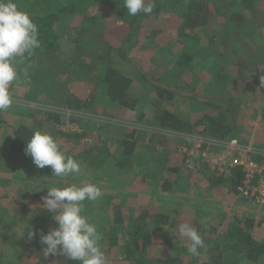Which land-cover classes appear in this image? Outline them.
<instances>
[{
	"label": "trees",
	"instance_id": "1",
	"mask_svg": "<svg viewBox=\"0 0 264 264\" xmlns=\"http://www.w3.org/2000/svg\"><path fill=\"white\" fill-rule=\"evenodd\" d=\"M12 2L30 14L38 26L41 43L31 56L25 54L23 58H17V70L27 78L36 77L32 79L36 92L39 91L37 87H43L47 78L51 77V86H47L52 97L50 103L65 110L86 111L101 92L122 109L136 111L142 105L131 92L137 82L122 68L132 43L144 37L166 46L184 41L191 47L174 56V67L197 68L194 50L203 46L200 33L206 31L210 34L206 39L209 40L206 52L217 56L202 77L203 81H208L206 93L196 89L182 90L164 83L160 78L150 81L148 86L154 101L148 109L153 122L160 129L183 134H189L201 125L204 127L201 136L218 140L236 137L248 141L252 137V129L245 120L241 122L244 100L255 96L260 114L264 117V0H147L154 4L153 12H141L136 16L127 15L124 0ZM185 100L193 103L195 111L199 108L204 112L200 118L194 120L192 106L187 109L183 104ZM45 115V128L55 139L81 141L91 135L79 121L82 119L74 114L55 110ZM5 116L0 111L1 130L7 127ZM37 119L40 120L39 116ZM70 124H78L83 131H65L63 128ZM8 128L12 130L8 150L20 158L22 173L34 179L40 178V171L45 170L44 176L51 173L47 177L51 181L41 182L43 185L38 183L32 191L22 194L26 201L36 193L42 199L47 193L44 192L51 187L50 183L60 177L53 176L50 166L37 168L32 158L25 154L27 142L35 132L31 126L8 123ZM138 133L134 129L117 138L100 136L90 149H79L76 158L84 157L87 168L94 172L98 180L105 179L101 175H107V170L113 175L131 173L138 160ZM260 137L257 139L254 136V143L264 149V133ZM178 142L180 144L182 140L178 139ZM189 144L183 141L180 145L189 147ZM149 156L155 160L152 153ZM180 156L177 166L167 170L169 173H180V168L186 163V156ZM161 174L156 177V183L163 191L168 190V177ZM209 175L212 189L229 184L237 192L242 182V175L236 172L230 177ZM68 184L54 182L53 187L63 188ZM111 201L106 203L105 218L102 216L103 219H100L103 215L100 212L92 215L99 218L97 224L101 225L98 231L103 237L102 250L109 264H264V220L233 218L223 223L220 229L213 224L193 222L191 225L197 229L205 244L199 255H194L188 251L190 241L179 235L177 226L183 222L172 218L170 209L158 211L160 203L152 201L132 212L130 208L125 209L124 205ZM20 208L18 214L21 216L18 217L23 226L25 222L28 224L21 238L25 239L26 250L33 257L17 264H72L65 262L66 258L61 256L45 258L43 255L40 234L41 231L44 234L50 231V223H46L49 212L45 210L41 215L45 224H39L28 221L30 208L26 204ZM85 215L89 217L88 213ZM5 223L6 219L1 217L0 229L12 225L11 222L8 225ZM29 231L36 233L34 238H29ZM162 232L167 233L164 234V242ZM10 238L8 241L15 242L16 238ZM206 245H211V249L206 250Z\"/></svg>",
	"mask_w": 264,
	"mask_h": 264
},
{
	"label": "rangeland",
	"instance_id": "2",
	"mask_svg": "<svg viewBox=\"0 0 264 264\" xmlns=\"http://www.w3.org/2000/svg\"><path fill=\"white\" fill-rule=\"evenodd\" d=\"M216 25V23H214ZM214 25V26H215ZM209 34V33H208ZM206 31L200 33L201 39H203V46H199L198 49L194 50L197 62V68L192 66V68H175L174 67V56H176L179 51H185L191 45H187L184 41L176 42L172 45H160L152 38L144 37L138 42H133L130 51L128 52V59L124 61L122 68L125 73L130 75L137 85L133 88L132 95L142 102L139 109L136 111H126L121 107L115 105L108 100L101 92H98L94 103L86 111L72 112L65 110L62 106L57 104H52L51 95L47 86H51V77L47 78L43 87H37L38 92L35 91V86H32V79L35 80L36 77L28 78L25 77L21 72L17 70V77L10 85L9 92L12 96L13 104L6 111H2L5 121H7V127L0 129V218L4 217L8 225L9 222L12 223L10 227L5 229H0V264H17L27 260L29 257H33L31 252H27V244L25 239L21 238L23 230L28 224L25 225L21 223L18 214L21 210L23 204L30 208V212L27 214V219L29 222H40L39 224H45V219L41 216L44 215L45 210L41 207L43 200L37 196V193L33 197H29V200L22 198V194L30 192L34 189V186L41 182L51 181L47 179L48 176L45 175V170L40 171V178L34 179L22 173V168L20 167V158L13 155L10 150H8L9 142L8 138L10 136L11 128H8V123L11 125L18 124H28L35 131H41L49 133V130L45 128L43 119L46 112L49 111H59L66 112L67 114H74L76 117L81 118V123L86 130H89L90 136H86L81 141L70 140L68 138L56 139L60 145L61 151L65 156H71L74 159H78L81 162V172L79 174H71L69 176L63 177L58 180H54L55 183H69L68 185H78L82 186L84 184L92 183L98 185L102 190V196L99 200L93 202L88 201L84 204L85 213L89 214V221L97 226L100 230L101 225L97 224L99 218H94L92 215H97L100 212V219L106 217V203L111 201L113 198L115 204H121L125 206V209L130 208V211L134 212L140 207H145L148 204L153 203L152 201H157L160 203L158 211H166L170 209L169 213L172 218H176L178 222H184L185 219L189 218V215H194L191 209L199 208L194 206L197 202L195 195L201 194L200 192H206L205 187L207 186L206 177L208 174L205 173V167H195L191 169L188 164L184 163L182 168H180V175L177 181V185L174 187L175 191L172 193L167 190L160 189L159 183H156V177H159L161 172L160 166L163 163L170 164L166 157L173 160L181 159L180 155L184 154L183 150V135H179L176 132H171L169 130L160 129L156 123L153 122V117L148 109V106L154 99L152 98L149 86L150 81H155V79L160 78L164 83H168L172 86L179 87L182 90H198L199 92L206 93L205 89L208 81H203L202 77L206 72V68L212 64L217 56L215 57L211 52H206L208 50V41H206L208 35ZM166 46V47H165ZM207 47V49H205ZM29 82H28V81ZM73 83V81H72ZM61 84V83H60ZM59 84V86H60ZM46 85V86H45ZM30 92V93H29ZM257 99L254 97H248L244 100V107H242V119L247 123V126L252 129V137L255 136L260 139V135L264 133V117L260 114V108L256 104ZM183 104L187 109H193V103L189 100H185ZM194 120L201 117L203 111L199 108L192 110ZM186 113L188 111L186 110ZM145 115V117H141ZM39 116L40 120L37 119ZM77 124H70L68 127H64L65 131H77L81 133L83 129ZM138 130L140 133L138 136V160L135 162V167L132 172L129 173H117L115 175L110 174L107 170V175L102 174L101 177L105 179H96L94 172L87 168V163L84 162V157L76 158L79 153V149L82 151L84 147L90 149L93 144H95L98 137L103 138H117L121 135H125L128 131ZM204 131V127L198 125L195 127L190 136H199L200 133ZM179 136H182L179 137ZM179 137V138H178ZM178 139L182 142L179 144ZM189 142V141H186ZM258 147L257 144H255ZM144 147V150L142 148ZM261 148V147H260ZM264 150L263 148H261ZM170 151V152H169ZM169 152V153H168ZM179 152V153H178ZM9 153V154H8ZM152 153L154 161L149 156ZM185 155V154H184ZM173 156V158L171 157ZM168 167H172L168 166ZM204 172V176H200V170ZM206 174V176H205ZM162 175V174H161ZM209 176V175H208ZM192 177V179H189ZM54 182H51V187L54 186ZM192 187H190V184ZM48 186V184H47ZM46 186V187H47ZM227 187V188H226ZM43 189V187H41ZM49 188V187H48ZM62 188V187H60ZM192 188V202L193 206L189 207L187 200H189V189ZM225 189L228 190V195L231 196L227 204L232 207L235 204V199L238 200L237 192H234L231 186L228 184L224 185ZM48 191V189H47ZM45 191L44 193H46ZM224 193V192H223ZM195 194V195H194ZM47 195V193H46ZM110 195V198H108ZM210 196V194L208 193ZM202 197V196H201ZM212 201L215 195L210 196ZM108 198V199H107ZM240 199V198H239ZM242 205H247L245 200L242 198ZM233 203V204H232ZM245 203V204H243ZM231 208H229L230 210ZM264 209L252 205L251 211L252 215L258 216L257 220L263 221ZM128 211L129 213H131ZM164 213V212H163ZM39 215V216H38ZM49 217L46 223H50L48 227L50 230L55 228L56 223L53 220V213L49 212ZM132 215V214H129ZM128 215V216H129ZM87 216V215H86ZM39 217V218H37ZM201 218V215H199ZM203 218V217H202ZM194 219V218H192ZM203 218L201 221L207 223L210 219ZM43 222V223H41ZM3 225V226H4ZM2 226V228H3ZM154 228H159L155 226ZM13 232V233H12ZM166 232H162L163 239L162 242L166 241ZM14 237L15 242L8 241ZM164 240V241H163ZM3 242L6 243L3 245ZM206 250L211 249V245H206ZM4 251H3V250ZM37 257L40 255L37 253ZM45 260V259H44ZM67 263L77 264V261L64 260ZM117 264H122L118 262Z\"/></svg>",
	"mask_w": 264,
	"mask_h": 264
},
{
	"label": "clouds",
	"instance_id": "3",
	"mask_svg": "<svg viewBox=\"0 0 264 264\" xmlns=\"http://www.w3.org/2000/svg\"><path fill=\"white\" fill-rule=\"evenodd\" d=\"M124 7L127 15L136 16L141 12L151 14L154 4L147 0H124ZM40 46L38 26L30 14L20 10L12 0H0V111H6L13 104L9 88L17 79V58H23L25 54L31 56ZM25 154L32 158L39 169L50 166L56 177L63 178L81 172V162L65 156L57 140L46 132L33 133L27 142ZM47 189L41 207L53 213L57 227L47 234L41 231L40 244L44 257L61 256L78 264H109L102 250V234L83 215V202L99 200L103 190L92 183ZM177 229L181 237L190 241L188 251L199 255V250L205 244L197 229L189 223H179ZM35 235V232H28L29 238Z\"/></svg>",
	"mask_w": 264,
	"mask_h": 264
},
{
	"label": "built area",
	"instance_id": "4",
	"mask_svg": "<svg viewBox=\"0 0 264 264\" xmlns=\"http://www.w3.org/2000/svg\"><path fill=\"white\" fill-rule=\"evenodd\" d=\"M183 141L186 164L191 169L205 167L209 174L230 177L242 175L237 193L247 203L264 209V150L255 146L254 136L250 140L232 137L218 140L205 136H190L177 133Z\"/></svg>",
	"mask_w": 264,
	"mask_h": 264
},
{
	"label": "crops",
	"instance_id": "5",
	"mask_svg": "<svg viewBox=\"0 0 264 264\" xmlns=\"http://www.w3.org/2000/svg\"><path fill=\"white\" fill-rule=\"evenodd\" d=\"M167 157H166V160H169L170 164L163 163L160 166V168H162L160 170L164 171L161 173L167 175L168 181L170 184L166 188H168L167 191L169 193L170 192L172 193L173 191H175L174 187L177 185V181H178V179H180L179 176H181V175L179 173H177V175L169 173V171H167V170L177 166L180 159L178 156V159L176 160V162L173 163V160L169 159ZM171 157L173 158V156H171ZM171 165H172V167H168ZM165 171H167V172H165ZM204 171L206 174L209 175L207 169L206 170L204 169ZM200 172H201L200 176L201 177H202V175L204 176V172L202 171V169L200 170ZM206 174H205V176H206ZM208 175L206 177L207 186L205 187V191H207V193L206 192H203V193L200 192L201 194H199V195L194 194L196 196V198L199 197L198 199H196L197 202L194 205V206L199 208V211H197V209H191L194 213V215H192V216L189 215L190 214L189 212H186L188 214L189 218L185 219V221L183 223L191 224L193 222H199L203 225L213 224V225L219 227V229H220V226L223 223L231 221L233 218H241V219L242 218H255V219L259 218L258 216L252 215L251 211H249V209H251L252 204H249L246 201L245 202L247 205L243 206L241 204L242 201L240 200L241 198L238 195V193H237V195L240 199L239 198H238V200L235 199L236 206L233 205L232 207H229V205H231V204H227V203H228L229 198L231 196L228 195V190L223 188V186L218 187V188L216 187V188L212 189V187H211L212 185L210 184L211 178H210V175L209 176ZM189 179H192V177H189ZM173 184H176V185H173ZM190 187H192L191 184H190ZM189 193H190L189 194V200H187V202H185V204L188 203L189 204L188 206L191 207V206H193V202L191 200L192 196H193L192 195V188H191V190L189 189ZM208 193L210 194V196L215 195V198L213 201H212V198L208 195ZM243 204H245V203H243ZM229 208H231V209L229 210ZM199 215H201V218L199 217ZM202 217L210 219V222L208 221L207 223H205L204 221H201L203 219ZM192 218H194V219H192ZM263 220H264V218H263Z\"/></svg>",
	"mask_w": 264,
	"mask_h": 264
}]
</instances>
